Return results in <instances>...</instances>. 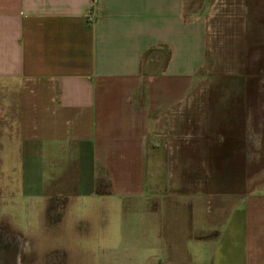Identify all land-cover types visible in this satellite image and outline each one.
I'll list each match as a JSON object with an SVG mask.
<instances>
[{
    "label": "crops",
    "instance_id": "obj_1",
    "mask_svg": "<svg viewBox=\"0 0 264 264\" xmlns=\"http://www.w3.org/2000/svg\"><path fill=\"white\" fill-rule=\"evenodd\" d=\"M209 10L205 0H0V139L45 160L44 181L28 187L49 215L98 216L106 261L264 264V185L209 195L208 209L206 192L171 171L158 129L206 62Z\"/></svg>",
    "mask_w": 264,
    "mask_h": 264
},
{
    "label": "rangeland",
    "instance_id": "obj_2",
    "mask_svg": "<svg viewBox=\"0 0 264 264\" xmlns=\"http://www.w3.org/2000/svg\"><path fill=\"white\" fill-rule=\"evenodd\" d=\"M205 2L206 62L158 129L169 140L171 171L204 190L210 209L214 198L235 199L264 185V0ZM0 145V235L19 243L16 264H119L99 250L98 216L62 223L33 196L28 183L44 181L45 160L29 158L17 140Z\"/></svg>",
    "mask_w": 264,
    "mask_h": 264
},
{
    "label": "flooded vegetation",
    "instance_id": "obj_3",
    "mask_svg": "<svg viewBox=\"0 0 264 264\" xmlns=\"http://www.w3.org/2000/svg\"><path fill=\"white\" fill-rule=\"evenodd\" d=\"M8 237H4V235H0V264H16V248L14 246V242L11 244L10 247L9 243H7V246L4 244V239L6 241H9L7 239ZM12 240H15L14 238H11ZM10 249H8V248Z\"/></svg>",
    "mask_w": 264,
    "mask_h": 264
},
{
    "label": "bare ground",
    "instance_id": "obj_4",
    "mask_svg": "<svg viewBox=\"0 0 264 264\" xmlns=\"http://www.w3.org/2000/svg\"><path fill=\"white\" fill-rule=\"evenodd\" d=\"M4 237H8L7 239H9V241H6L4 239V244L7 246V243L6 242H8L9 243V246L8 247H10L11 244L14 242V246L16 248V252L18 253V251H19V243L16 244V241L11 239L12 237H9V236H6V235H4ZM8 247H6V248H8ZM8 249H10V248H8Z\"/></svg>",
    "mask_w": 264,
    "mask_h": 264
},
{
    "label": "built area",
    "instance_id": "obj_5",
    "mask_svg": "<svg viewBox=\"0 0 264 264\" xmlns=\"http://www.w3.org/2000/svg\"><path fill=\"white\" fill-rule=\"evenodd\" d=\"M90 17V16H89ZM91 19V18H90Z\"/></svg>",
    "mask_w": 264,
    "mask_h": 264
}]
</instances>
